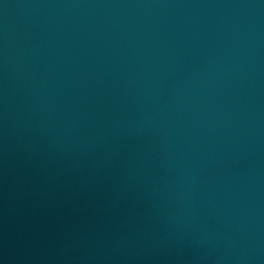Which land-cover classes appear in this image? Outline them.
Returning a JSON list of instances; mask_svg holds the SVG:
<instances>
[{"label": "water", "instance_id": "water-1", "mask_svg": "<svg viewBox=\"0 0 264 264\" xmlns=\"http://www.w3.org/2000/svg\"><path fill=\"white\" fill-rule=\"evenodd\" d=\"M0 264H264V0H0Z\"/></svg>", "mask_w": 264, "mask_h": 264}]
</instances>
